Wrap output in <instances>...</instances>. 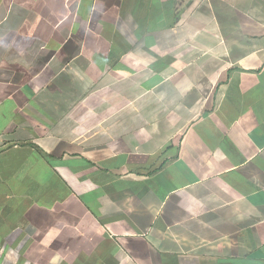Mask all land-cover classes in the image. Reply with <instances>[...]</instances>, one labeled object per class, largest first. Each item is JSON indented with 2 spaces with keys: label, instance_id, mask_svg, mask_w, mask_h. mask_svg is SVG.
<instances>
[{
  "label": "crops",
  "instance_id": "crops-1",
  "mask_svg": "<svg viewBox=\"0 0 264 264\" xmlns=\"http://www.w3.org/2000/svg\"><path fill=\"white\" fill-rule=\"evenodd\" d=\"M0 264H264V0H0Z\"/></svg>",
  "mask_w": 264,
  "mask_h": 264
}]
</instances>
